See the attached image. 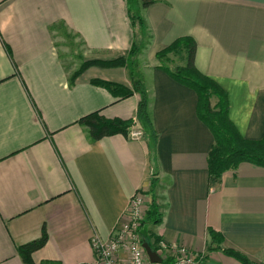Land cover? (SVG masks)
<instances>
[{
	"label": "crops",
	"instance_id": "crops-1",
	"mask_svg": "<svg viewBox=\"0 0 264 264\" xmlns=\"http://www.w3.org/2000/svg\"><path fill=\"white\" fill-rule=\"evenodd\" d=\"M142 6L135 25L129 0H0V264H24L18 248L39 240L43 228L49 240L33 254L36 264H95L92 239L114 237L138 192L161 220L143 224L144 243L157 253L162 241L171 248L161 264H174L181 247L205 264H243L225 249L264 264V167L243 162L211 186L215 139L199 118L197 93L157 58L192 37L196 67L228 94L239 133L263 139L264 0ZM66 32L84 47L68 57L78 59L73 65L57 42ZM119 58L129 65L93 66L71 84L83 63ZM94 79L130 89L142 82L153 133L93 141L82 118L136 120L141 101L137 93L118 100ZM211 229L221 245L211 244Z\"/></svg>",
	"mask_w": 264,
	"mask_h": 264
},
{
	"label": "trees",
	"instance_id": "trees-1",
	"mask_svg": "<svg viewBox=\"0 0 264 264\" xmlns=\"http://www.w3.org/2000/svg\"><path fill=\"white\" fill-rule=\"evenodd\" d=\"M150 4H152L151 1L143 2L144 7ZM131 19H133L135 25L140 21L138 17L133 15H131ZM4 45L7 53L12 57L11 48L7 44ZM196 52V41L192 37H181L157 53V58L164 64V69L167 70L174 80L197 93L199 118L209 127L215 139L213 148L209 153L208 166L211 186H218L226 172L236 170L243 162L264 167V138L261 140H247L239 133L229 118L230 104L228 94L215 80L197 69ZM138 53L139 48L133 47L131 56L135 57ZM177 58H181L183 64H176ZM128 65L129 59L124 58L105 62H85L72 76L71 84H74L86 70L93 66L124 68ZM92 84L105 88L118 100L128 99L135 93L141 96L136 120L107 119L100 113H93L82 118L79 124L87 129L93 141L115 135H124L129 138L131 130L138 124L144 136L145 134L151 135L153 133V125L149 113V98L142 82H136L132 89L119 83L100 79H94ZM146 220L151 221L153 224L161 222L156 207L152 202ZM209 236L211 244L219 243L221 245V235L219 233L211 229L209 230ZM48 240L47 230L43 228L42 236L39 240L19 247L18 252L24 264H36L33 260V254L44 248ZM143 241L146 242V240ZM224 253L243 264H254L245 255L235 250L225 249Z\"/></svg>",
	"mask_w": 264,
	"mask_h": 264
},
{
	"label": "built area",
	"instance_id": "built-area-1",
	"mask_svg": "<svg viewBox=\"0 0 264 264\" xmlns=\"http://www.w3.org/2000/svg\"><path fill=\"white\" fill-rule=\"evenodd\" d=\"M144 138L142 129L133 128L129 139L140 141ZM151 201L144 193H137L131 199L121 227L114 237L108 241L98 235L92 239V247L96 255L95 264H150L148 254L143 247L141 229L150 210ZM171 248L165 242L159 243L158 255L164 258L165 252ZM174 264H205L202 255L186 248H174Z\"/></svg>",
	"mask_w": 264,
	"mask_h": 264
},
{
	"label": "rangeland",
	"instance_id": "rangeland-1",
	"mask_svg": "<svg viewBox=\"0 0 264 264\" xmlns=\"http://www.w3.org/2000/svg\"><path fill=\"white\" fill-rule=\"evenodd\" d=\"M129 3H130L131 15L139 17V15L141 14L139 10L143 8L142 0H129ZM65 34L67 37H65V35L62 34V38L57 39V42H59L58 45L60 47L61 53H63V55L66 56L65 59L70 56L77 57V55L80 52H83L84 47L82 46L80 40H78L76 37H75L76 39L75 38L70 39L69 33L66 32ZM176 62H177L176 64L182 63V59L179 58L178 60H176ZM71 63H79V61L76 58H68L66 64L73 65ZM147 230L148 229L145 228V231Z\"/></svg>",
	"mask_w": 264,
	"mask_h": 264
},
{
	"label": "water",
	"instance_id": "water-1",
	"mask_svg": "<svg viewBox=\"0 0 264 264\" xmlns=\"http://www.w3.org/2000/svg\"><path fill=\"white\" fill-rule=\"evenodd\" d=\"M143 247L145 248L150 262L152 264H161L163 262L162 258L158 255L157 252L153 251L148 243H144Z\"/></svg>",
	"mask_w": 264,
	"mask_h": 264
}]
</instances>
